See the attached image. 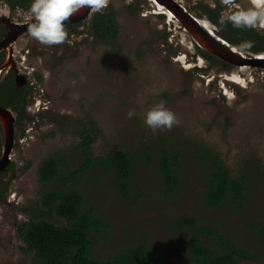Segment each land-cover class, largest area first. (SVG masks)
<instances>
[{
    "label": "rangeland",
    "instance_id": "rangeland-1",
    "mask_svg": "<svg viewBox=\"0 0 264 264\" xmlns=\"http://www.w3.org/2000/svg\"><path fill=\"white\" fill-rule=\"evenodd\" d=\"M176 1L193 15L198 3L211 7L218 2L222 4L221 0ZM236 2L249 7L245 0ZM222 8L223 14L230 12L223 4ZM107 10L114 13L122 29L113 50L91 37L87 21L83 31L74 27L69 42L64 44L44 46L26 34L14 46L16 57L26 55L29 67L42 74L43 82L39 85L48 109L35 126L24 122L21 131L15 130L9 169L0 178L1 188L7 186L6 192L0 191V264L22 263L23 245L15 236L16 225L27 220V212L37 196L52 188L38 181L39 163L54 158L64 175L80 165V155L75 150L65 149L64 141L48 137L58 133L62 120L69 122L91 116L106 138H117L130 154L140 156L146 153L141 138L154 132L145 124V113L161 101L159 97L163 93L171 100L165 102L166 107L180 121L170 131L161 130L165 148L178 149L183 155L179 168L182 191L177 197L164 199L155 167L142 163L133 170L127 198L115 189L111 175L97 168L82 174L75 184L58 182L53 186L79 192L106 223L107 228L99 231L92 246V254L96 259H106L145 241L166 264H191L183 232L175 227L179 217L188 216L202 225L216 227L241 248L264 257V248L250 230L253 223L264 222V180L258 179L253 171L256 159L263 160L264 167V157L258 158L264 154V70L245 67L227 72L221 71L220 65L209 67L188 34L151 15L148 0H110L102 11ZM3 16L18 21L31 18L20 10L9 11L0 0V18ZM136 53L142 57L137 58ZM185 61L197 62L206 69H191V65L183 64ZM186 71L190 72L189 76ZM219 74H239L245 88L226 85L228 92L224 97L216 84ZM154 79L160 82L163 93L158 94V99L154 93L140 99L147 94L143 92L148 89L146 84ZM186 79L190 81L189 88ZM138 90L140 98L136 103ZM182 90L187 91L185 95ZM95 96L103 100L100 105ZM135 106L140 109H134ZM130 110L136 113L131 119L127 116ZM226 119L230 122L229 143L213 142L206 136L210 124ZM62 130H65L63 126ZM199 140L209 148L214 143L220 149L229 173L242 165L250 180L242 211L203 206L198 179L205 166H198L191 151V144ZM100 146L101 143L96 148ZM226 150L229 155L224 157ZM8 196L14 199L10 204Z\"/></svg>",
    "mask_w": 264,
    "mask_h": 264
},
{
    "label": "trees",
    "instance_id": "trees-1",
    "mask_svg": "<svg viewBox=\"0 0 264 264\" xmlns=\"http://www.w3.org/2000/svg\"><path fill=\"white\" fill-rule=\"evenodd\" d=\"M7 5L19 6L31 4L32 0H6ZM10 7V6H9ZM211 22L219 25V8L203 7ZM93 36L106 45L115 48L120 35V26L112 13L96 14L91 20ZM220 35L230 43L238 46L244 41H253L255 52L264 48V38L252 29H237L226 22ZM112 49V50H113ZM137 58L142 54H135ZM148 89L141 95L135 92L138 99L147 98L163 91L157 79L146 84ZM170 103L167 94L160 97ZM100 101H103L100 98ZM150 105L149 103L146 104ZM145 107V106H143ZM134 109H140L135 106ZM229 120L210 124L207 137L213 142L229 143ZM161 130L150 136L144 134L141 143L145 154L134 156L117 138H110L100 129L93 119H82L63 135L62 145L73 149L80 155L78 169L64 175L59 162L54 158L44 159L37 168V179L45 186L52 187L37 196L27 212V220L16 225L15 236L23 245L21 264H166L165 260L152 251L145 241L138 245L122 249L106 259H96L92 246L97 240L99 231L107 228L106 223L98 216L96 208L87 203L82 195L74 189H59L55 183L72 185L79 181L82 174L99 169L111 175L115 189L127 198L130 191V179L136 165L142 163L154 166L160 179V194L170 200L182 191L179 168L183 160L180 150L166 149L161 140ZM142 137V136H141ZM145 138V139H144ZM101 143L100 147L96 146ZM191 151L201 171L198 182L202 188V204L209 209L228 207L234 212L245 207L246 196L250 189V180L242 165H237L229 173L222 158L220 149L209 148L201 140L191 144ZM1 154V148H0ZM229 152L223 154L224 157ZM264 157L259 155L258 158ZM263 160L254 161L253 171L258 179L264 180ZM177 230L183 232L191 264H264V257L247 251L236 244L234 239L212 225H202L195 218L182 216L175 221ZM250 230L258 244L264 248V222L253 223Z\"/></svg>",
    "mask_w": 264,
    "mask_h": 264
},
{
    "label": "flooded vegetation",
    "instance_id": "flooded-vegetation-1",
    "mask_svg": "<svg viewBox=\"0 0 264 264\" xmlns=\"http://www.w3.org/2000/svg\"><path fill=\"white\" fill-rule=\"evenodd\" d=\"M245 1L249 4V0ZM2 3L9 11L13 12L16 10H20L30 15V5L27 7V5L19 6L17 4H14L12 6L9 5V7L7 5L8 3L6 0H2ZM148 3L152 8L151 15L156 16L162 22L165 21L167 23H171V25H176L178 30H181L182 32L190 36L195 47L199 50V54L202 55L201 57H203V59L208 63L209 67L213 68L216 65H220V70L227 72H230L233 68H239V70H242L245 69V67L258 68L264 70V48L257 52H255V50H253L252 48L243 51L238 50L236 45L230 43L220 35V31H215L209 26V22L212 25L216 24L211 22L210 19L205 16L206 14L203 13V7L209 9L219 8V19L226 18L227 15L230 14V12L228 14L222 13L223 8L220 2L215 3L212 7L206 4L198 3L194 7L196 11L194 15L191 13L192 11L190 9L184 8V6H182L181 3L176 0H148ZM165 4L170 6H176L179 10H181L182 15H184V21L180 20L179 17H177V15L171 9L166 8ZM159 8H161L162 11H164L165 13L161 12ZM230 11H232V9H230ZM104 13H112L114 15L111 10L94 12L90 8L82 9L79 13H77L69 21H67L66 28L68 30L69 35L71 32H73L74 27H78V29H80L79 31H83L85 29L84 23L87 21L91 37L105 48L106 45L101 41H98L93 36L91 30L92 17L96 14ZM222 14L225 16H223ZM186 16L191 19V21L197 26V28H199L201 32L204 33L208 38L215 40L216 43L221 45L226 51L236 56L239 60H241L240 62L244 61V63L242 65H236L233 64L232 58H230V61H226L223 58L217 55H213L209 51L205 50L204 47L194 36L195 31L191 30L189 26H187L185 22ZM23 20V22L18 21L14 18L11 19L9 16H3L0 18V45L2 44L0 46V110L3 112V115H1L2 117L0 118V157L2 155V151L4 152L6 150L5 145L7 143V140H9L8 164L2 171H0V178H2L4 173L9 169L10 156L14 146L15 130L18 129L19 131H21L22 124L24 122L33 123V126H35V122H37V120L39 121V119L41 120L43 118V115L47 114L46 111L48 109V103L42 98L40 90L41 86L39 85L41 82H43L42 74L39 72L35 73V70L29 67V65L26 63V55L20 54L18 57H16V55L14 54V46L16 42L22 36L29 34L28 24L33 22L32 17L25 19L23 18ZM115 20L118 23L116 17ZM119 26L120 35L116 40L115 46L122 35L121 25L119 24ZM21 28L23 29V31H20ZM252 30H255L257 33L260 34L261 38H264V29ZM12 33L16 36L13 38V40L8 41V43L5 44L4 41L6 40L7 36L12 35ZM107 48L110 50L113 49L110 47ZM183 57L184 59H186L185 55H183ZM198 60L202 61V59H199V55ZM179 63L181 64V62ZM183 64L191 65V69L196 68L198 70H202L203 68L201 64H198L197 62L191 64L185 61L183 62ZM203 69H206V67H204ZM185 73L187 76L190 75L189 71H186ZM232 75L234 74H231L229 76L219 74V77H216V84L219 90L222 91L221 93L224 97H226V93L228 92L226 85H234L242 89L245 88L244 85H242L239 81L241 80L239 74H237L238 81L232 80ZM202 79H207V76H202ZM210 82L211 80L208 81V83ZM185 85L187 86V88H189V79H186ZM182 92L184 93L183 95H185L187 91L182 90ZM96 100L97 104L100 105V98H96ZM88 118L93 119L91 116H84L81 119L69 122L62 120L61 129L58 131V133L49 134L48 137L53 138V141H63V135L67 134V132H69L71 128L75 127L78 121ZM62 126L65 128V130H62ZM6 190L7 186L5 188H1L0 186V191L6 192ZM7 201L10 204L12 203V201H14V199L11 198V196H8Z\"/></svg>",
    "mask_w": 264,
    "mask_h": 264
},
{
    "label": "clouds",
    "instance_id": "clouds-1",
    "mask_svg": "<svg viewBox=\"0 0 264 264\" xmlns=\"http://www.w3.org/2000/svg\"><path fill=\"white\" fill-rule=\"evenodd\" d=\"M222 4L232 9L226 18L219 20V27L209 26L215 31L223 30L226 21L237 29H264V0H249V7H242L236 0H221ZM110 0H32L30 15L33 22L28 24V33L32 39L44 46H54L69 42L67 21L84 8L101 12L109 5ZM254 46L253 41H244L237 46L238 50H247ZM136 113L130 110L129 119ZM145 124L153 131L168 130L179 124L177 115L169 110L161 100L145 113Z\"/></svg>",
    "mask_w": 264,
    "mask_h": 264
},
{
    "label": "water",
    "instance_id": "water-1",
    "mask_svg": "<svg viewBox=\"0 0 264 264\" xmlns=\"http://www.w3.org/2000/svg\"><path fill=\"white\" fill-rule=\"evenodd\" d=\"M165 6L166 8L171 9L177 15V17H179L180 20L184 21V15H182V11L179 10L176 6H170L167 4H165ZM185 22L191 30L195 31L194 36L199 41V43L204 47L205 50L209 51L213 55H217L223 58L226 61H230V58H232L233 64L242 65L244 63V61L240 62L241 60H239L236 56L226 51L221 45L216 43L215 40L208 38L204 33L201 32L199 28H197V26L187 16ZM20 31H23V29L21 28ZM15 36L16 35H13V33L12 35L7 36L4 43L6 44L8 43V41L13 40ZM1 115H3V112L0 110V118L2 117ZM8 145H9V140H7V143L5 145L6 150L4 152L2 151V155L0 157V171H2L8 164Z\"/></svg>",
    "mask_w": 264,
    "mask_h": 264
},
{
    "label": "bare ground",
    "instance_id": "bare-ground-1",
    "mask_svg": "<svg viewBox=\"0 0 264 264\" xmlns=\"http://www.w3.org/2000/svg\"><path fill=\"white\" fill-rule=\"evenodd\" d=\"M156 8V7H155ZM160 10H161V12H163V13H165L164 11H162V9L161 8H159ZM159 10V11H160ZM233 77L232 78H234V79H238V77H237V75H232Z\"/></svg>",
    "mask_w": 264,
    "mask_h": 264
},
{
    "label": "snow or ice",
    "instance_id": "snow-or-ice-1",
    "mask_svg": "<svg viewBox=\"0 0 264 264\" xmlns=\"http://www.w3.org/2000/svg\"><path fill=\"white\" fill-rule=\"evenodd\" d=\"M182 59V58H181ZM241 83H243L242 81H241Z\"/></svg>",
    "mask_w": 264,
    "mask_h": 264
}]
</instances>
